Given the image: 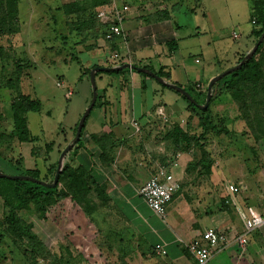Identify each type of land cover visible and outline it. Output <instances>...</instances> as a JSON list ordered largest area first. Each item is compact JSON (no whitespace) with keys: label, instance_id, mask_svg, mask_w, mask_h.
I'll use <instances>...</instances> for the list:
<instances>
[{"label":"crops","instance_id":"0c3cea01","mask_svg":"<svg viewBox=\"0 0 264 264\" xmlns=\"http://www.w3.org/2000/svg\"><path fill=\"white\" fill-rule=\"evenodd\" d=\"M252 1L246 0L250 25ZM122 5L128 6L122 25L125 36L108 41L97 33L96 29L100 24L96 13ZM0 8L8 9L9 3L1 1ZM16 8L19 26L31 24L39 12L37 10L35 15L37 6L24 0H17ZM53 12L60 20L63 16L72 22L77 17L80 23H85L81 29L77 27V30H73L75 33L71 36L78 40L85 38V43L77 45L75 50L78 63L81 60L85 69L93 65L114 66L110 56L117 54L121 58L119 65L129 63L148 68L154 73L161 71L168 76L163 78L167 83L191 90L195 94L205 92L208 82L214 76L234 66L238 58L253 47L252 25L242 33L217 34L216 31L220 29L212 23L205 0H53ZM24 14L28 20L23 18ZM92 14L96 24L94 28L89 27ZM198 15H201L202 24L194 21ZM179 17L183 20H179ZM208 34L212 38L210 43L205 40ZM228 37L235 44H231ZM7 42L9 35L0 33V51L5 49ZM169 44L173 47L172 51L169 50ZM52 53L56 60L63 62V55L57 57L60 54L58 51ZM50 59V63H53L52 58ZM66 59L63 62L65 66L75 62L70 57ZM2 66L0 65V120L4 117L2 107L9 110V77L2 76L5 71ZM80 69L81 66L77 82L86 99L89 95L91 97L89 74L80 77ZM61 78L62 76L58 77L57 82L62 83ZM31 79L32 75L24 86L22 81L19 83V88L25 95H29L25 88L28 89ZM95 83V114L90 116V112L85 120L80 137L82 147L75 155L72 152L74 148L71 150L72 161L76 162V166L98 171L103 176L98 183L103 187L107 185V193L111 187L121 186V190L127 192V197L124 194V203L130 196H138L139 188L156 173L159 166L169 168L178 186L167 204L164 220L146 206L157 221L165 223L167 219L168 228L162 227L166 224H160L155 229L148 227L140 216L125 206L124 215L135 232L134 264L137 261L139 264H196L187 245L199 239L202 232L213 228L232 244L244 230L241 213L247 208L264 212V166H258L257 161L247 157L245 161H248L243 167H232V162L227 161L224 155L219 157V154L206 172L201 167L203 164L200 152L201 149H206L203 145L198 147L199 150L193 145L183 150L181 147L176 148L164 137L165 132L176 123L183 126L188 122L192 130L189 131L190 134L195 127L198 128V117L187 109L181 94L130 68L111 75L102 72L95 76ZM72 95L73 90L67 89L65 98L70 99ZM228 102L226 97H220L211 107L213 104H230ZM222 114L230 121L235 117L232 114L227 116L226 112ZM7 118V129L0 132L2 173V168L9 169V116ZM131 120L139 124V131L136 133L130 125ZM30 136L35 140L34 136ZM61 138L65 144L67 139L64 136ZM103 151L106 156L101 159L99 155ZM171 162H176V166H170ZM225 170L229 172V180L226 181L222 178ZM231 186L236 189L234 193L229 190ZM108 197H111L110 193ZM248 240L244 252L240 253L235 245H231L213 252L206 264H264V225L251 231ZM145 248L148 252L144 251Z\"/></svg>","mask_w":264,"mask_h":264},{"label":"rangeland","instance_id":"374dc122","mask_svg":"<svg viewBox=\"0 0 264 264\" xmlns=\"http://www.w3.org/2000/svg\"><path fill=\"white\" fill-rule=\"evenodd\" d=\"M24 1L36 5L38 9L34 13L36 15L38 10V15L32 19L31 24L18 25L17 34L9 35V42L0 51V65L5 70L2 76L9 77L10 80L15 74V63L23 66L28 63L22 70L20 81L24 86L33 76L28 86L31 90L26 89V86L25 90L41 102V109L39 113L26 115L27 128L35 140L32 144L18 143L10 135L14 128L13 113L10 110L14 98L9 89V110L2 107L4 117L0 120L2 132L7 129L6 119L9 116V169L1 170L7 175H23L28 170H38L39 180L51 183L58 157L69 140L73 139V129L91 100L90 95L85 99V93L77 82L83 62L79 60V63L75 61L72 65L65 66L52 55V52L60 51V55L70 57L71 51L63 47L59 38L67 37L68 44L71 45L74 41L70 38L75 33V27L80 26V19L74 17L71 22V19L62 16L60 20L54 15L53 0ZM205 6L212 23L220 29L216 31L217 34L242 33L248 27L251 28V25L255 26L253 22L256 16H253V20L250 18V25L246 0H205ZM23 18L27 19V15L24 14ZM179 20L183 19L179 17ZM194 21L202 24L201 15ZM211 39L208 34L206 43H210ZM228 40L235 44L229 37ZM50 58L53 63H50ZM60 76L62 87L58 88L56 83ZM254 76H258L257 82L260 84L243 91L242 99L210 107L209 113L216 118L214 122L220 131L209 133L204 140H200L201 145L199 143L195 146L197 149L202 145L206 148L204 150L205 153L208 152V156L204 162L207 163L209 159L213 163V159L221 154L219 157L224 155L227 161L232 162V167H243L248 161H245L247 157L257 161L258 166H264V47L254 58L252 74H247L246 77L249 82H256L253 80ZM239 81L246 82L243 79ZM69 88L73 90V95L66 99L65 93ZM217 92L216 88L215 94ZM93 110L90 116H94ZM225 112L228 113L227 116H235L234 119L220 121V116ZM194 132L197 135L200 129L195 127ZM62 136L67 139L65 144ZM51 166H55V169L49 172L48 168ZM64 166H71V170L77 169L76 162L72 161L71 151L63 160ZM228 173V170L222 173L225 181L229 180ZM94 174L101 181L103 176L98 172ZM12 182L0 177V264H134L135 232L124 215L125 206L140 216L148 227L155 229L160 224H166L161 226L168 228L169 225L167 219L163 223L153 218L140 197L130 196L124 203V194L127 192L121 190V186H114L108 191L111 194L109 198L107 185L101 189V185L94 184L89 177L83 179V193L77 201L71 197L68 178L63 177L57 188V196L44 201L40 206L23 193L24 201L13 205L15 200L9 197ZM4 200L8 202L5 203ZM11 212L14 214L16 229L8 221ZM144 251L148 252L146 248Z\"/></svg>","mask_w":264,"mask_h":264},{"label":"trees","instance_id":"16d2710c","mask_svg":"<svg viewBox=\"0 0 264 264\" xmlns=\"http://www.w3.org/2000/svg\"><path fill=\"white\" fill-rule=\"evenodd\" d=\"M6 2L9 3V8L4 10L0 8V33L3 35H15L18 33V22H17V8H16V2L17 0H0V2ZM3 12V13H2ZM3 14V15H2ZM253 16H256V20L254 25L252 26L251 34L253 36V45L256 43L258 38L260 37L262 31L264 30V0H253L252 1V13H251V19ZM94 14L90 17L89 27L94 28ZM253 20V19H252ZM251 20V22H252ZM100 26H97V33L102 35L105 38V27L107 26L102 25L99 22ZM78 26V29H81L84 27L85 23L81 22ZM75 30H77V27H75ZM63 44V47H67L71 52L69 53L70 59L72 61L78 62V56L75 53V47L81 43H85V38H82L81 40H78L77 37L70 38L71 41H74L73 43L68 44V38L63 37L59 38ZM264 47V40L263 42L258 46L256 52L254 55L247 60L239 70L227 75L220 81L216 82L212 89V97L208 104V107L205 110L198 109L195 105L191 104L189 101H187L183 96L182 99L186 102L187 109H189L191 112H193L198 117V128L200 129V132L196 135L195 132L192 134L189 133L190 127L189 123L186 122L183 126H180L178 123L173 124L171 128L165 132L164 137L168 140H170L176 148L181 147L183 150L189 148L190 145L197 146L199 144L200 140H204L205 136L209 133H215L219 132L220 129L217 127V124L214 122L216 119L214 116L212 117L210 115V107L213 102H217L220 97H226L227 100L237 102L241 98V93L245 91L246 89H249L250 86L253 85H259L260 83L258 76H254L253 79L256 82H249V78H247V74L251 75L253 72V64H254V58L259 53V51ZM169 50L172 51L173 47L169 44ZM60 53V51H58ZM60 55V54H59ZM244 54L241 55L238 60L235 62L234 65H236L242 58ZM62 61L66 62L67 59L63 56ZM122 64V63H121ZM27 65H19V63H15V74L14 77L9 80V89L13 93V103L10 105V110L13 113V130H11L10 135L16 139L19 142H31L33 139H31L29 130L27 128V113H38L41 109V102L37 98H32L29 95H25L21 93V90L19 88V83L22 76V70L24 67H27ZM82 69H80V77L84 75H88L90 70L94 67L93 65L91 68L85 69L83 65H80ZM107 75L114 74L115 72H104ZM102 74V72H98L96 75ZM157 76L161 78H168L167 75L163 74L161 71H158L155 73ZM95 75V76H96ZM245 75V76H244ZM256 75V74H255ZM249 77V76H248ZM239 79H243L246 82H240ZM163 87H165L163 85ZM218 89L217 94H215V89ZM192 98L195 100L197 104H203L206 96V91L203 93L195 94L191 90H186ZM199 98H202L200 101ZM93 108L91 109V111ZM90 111V112H91ZM87 118V117H86ZM86 120V119H85ZM220 121H227V117L220 116ZM228 122V121H227ZM85 125V122H84ZM84 125L81 131V135L84 130ZM76 128V127H75ZM74 128V130H75ZM201 145V144H200ZM82 147L81 139L78 141L74 149L72 150L73 154L75 155L77 150ZM201 148V146H199ZM101 159L106 156V153L103 151L100 155ZM206 156H208V152L205 153L204 149H201V163L203 164L201 167L208 172L209 167L212 163L211 160L208 159L207 163L204 162L206 160ZM208 158V157H207ZM206 163V164H205ZM71 167V166H69ZM68 166H64L62 169L61 174L59 175L57 184L54 188H46L39 184H34L32 182L27 181H19V180H12L13 185L11 187V190H9V193L11 194V200L12 198L15 200L14 204L21 203L24 201V194L28 195L31 200H33L35 203H37L39 206L44 202L48 200H52V197L57 196V188L60 185L61 179L63 177L68 178V189L70 190V194L72 195V199L77 201L80 199L82 193H83V187L84 182L83 179L86 177H89L93 180V183H98V179L96 178L97 175H95V171L92 170V168H84L81 166H78L77 169L71 170ZM55 166H51L48 168L49 172L54 171ZM98 172V171H97ZM23 175L32 177L35 179H39V171L38 170H28ZM98 185H101V189H104L103 185L98 183ZM103 187V188H102ZM23 193V195H22ZM102 195V194H101ZM2 197V195L0 194ZM9 200V199H8ZM8 200H4L5 203L8 202ZM10 201V200H9ZM11 205V204H9ZM14 214L11 212V216L9 215L8 221L10 225L14 229L17 228V225L15 224L16 221L13 218Z\"/></svg>","mask_w":264,"mask_h":264},{"label":"built area","instance_id":"2783aa9c","mask_svg":"<svg viewBox=\"0 0 264 264\" xmlns=\"http://www.w3.org/2000/svg\"><path fill=\"white\" fill-rule=\"evenodd\" d=\"M128 13V6H112L108 10H100L96 13V18L102 24L107 26L105 39L111 41L115 38H123L125 33L122 25ZM110 59L114 66L119 65L121 58L117 54H112ZM58 88L62 87L57 82ZM68 94L70 92L68 91ZM134 133L139 131V124L135 120L130 121ZM170 166H176V162L169 163ZM177 184L166 166H159L154 173L138 190V196L143 200L146 206L161 220L165 219L167 204L171 201L173 194L177 190ZM232 193L236 191L234 187L229 189ZM244 230L238 235L232 244L217 230L211 228L200 234L199 239H195L187 245L189 252L194 256L196 264H206L213 252H218L235 245L240 253L245 251L248 237L255 228L264 225V212L259 213L253 208L241 213Z\"/></svg>","mask_w":264,"mask_h":264},{"label":"water","instance_id":"95a60500","mask_svg":"<svg viewBox=\"0 0 264 264\" xmlns=\"http://www.w3.org/2000/svg\"><path fill=\"white\" fill-rule=\"evenodd\" d=\"M263 40H264V30L262 31V33H261L260 37L258 38V40L256 41V43L253 45L252 49L248 53H246L243 56V58L236 65L225 69L221 73L214 76L208 82L207 87H206V96H205V100H204L203 104H197L195 102V100L192 98V96L185 89H183L182 87L177 86L175 84L167 83L163 78L157 76L153 71H151L148 68L137 67V66L129 64V63H125V64H121V65H117V66H110V67H94V68H92L89 72V82H90V86H91L90 103H89L88 107L85 109L84 113L82 114V116L80 117V119L77 123L73 139L64 147V149L61 151V153L58 157L57 167H56L52 182L46 183V182H43L39 179H35V178L28 177L25 175H7V174L2 173L1 171H0V177L10 179V180L29 181L32 183L39 184L43 187H48V188H53L57 184L59 175L61 174L62 169H63V160H64L65 156L76 146V144L80 140L81 131H82L85 119L89 115L91 109L93 108V106L95 104L96 97H97L95 75L98 72H117V71L125 69V68H130L131 70H135L139 73L147 75L148 77L154 79L159 84L164 85V86L174 90L175 92L181 94L187 101H189L191 104L195 105L198 109L205 110L208 107V104L211 100L212 89H213L214 85L216 84V82L220 81L221 79H223L227 75L239 70L241 68V66L254 55L258 46L263 42Z\"/></svg>","mask_w":264,"mask_h":264}]
</instances>
